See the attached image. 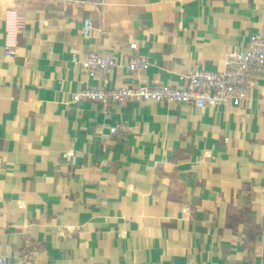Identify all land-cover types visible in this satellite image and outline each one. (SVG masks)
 <instances>
[{
  "label": "crops",
  "instance_id": "1",
  "mask_svg": "<svg viewBox=\"0 0 264 264\" xmlns=\"http://www.w3.org/2000/svg\"><path fill=\"white\" fill-rule=\"evenodd\" d=\"M256 34L264 0H0L7 264H264V74L226 108L147 101L106 114L73 99L86 84L183 88ZM134 42L144 72L125 67ZM93 52L117 59L104 80L80 68Z\"/></svg>",
  "mask_w": 264,
  "mask_h": 264
},
{
  "label": "built area",
  "instance_id": "2",
  "mask_svg": "<svg viewBox=\"0 0 264 264\" xmlns=\"http://www.w3.org/2000/svg\"><path fill=\"white\" fill-rule=\"evenodd\" d=\"M88 2L89 0H77ZM93 24L85 20L83 35L89 37ZM132 54L128 57L125 67L130 72H144L150 65L148 57L138 52L137 42L130 45ZM6 59L19 56L18 48L11 44L4 47ZM77 61V60H76ZM78 63V62H76ZM83 72L96 80H104L117 67L118 62L112 53H90L79 63ZM264 74V35L251 37L247 46L232 50L225 59L224 70L196 69L188 77L185 87L172 85L123 86L120 88L104 85L86 84L73 94V99L80 102L92 101L100 104L109 114V107L117 104L126 106L131 102L159 101L184 105L205 107H230L234 100H244L249 95L254 83V76ZM126 126L118 122L110 128L112 135L124 132ZM67 236V232H63ZM7 258L0 254V264H7Z\"/></svg>",
  "mask_w": 264,
  "mask_h": 264
}]
</instances>
